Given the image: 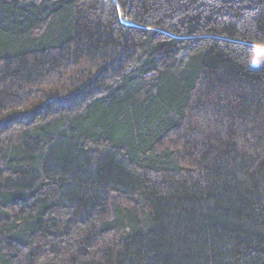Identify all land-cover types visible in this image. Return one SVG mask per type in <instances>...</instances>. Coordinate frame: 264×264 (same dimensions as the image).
<instances>
[{"label": "trees", "instance_id": "16d2710c", "mask_svg": "<svg viewBox=\"0 0 264 264\" xmlns=\"http://www.w3.org/2000/svg\"><path fill=\"white\" fill-rule=\"evenodd\" d=\"M264 0H0V264H264Z\"/></svg>", "mask_w": 264, "mask_h": 264}, {"label": "rangeland", "instance_id": "374dc122", "mask_svg": "<svg viewBox=\"0 0 264 264\" xmlns=\"http://www.w3.org/2000/svg\"><path fill=\"white\" fill-rule=\"evenodd\" d=\"M253 66H264V45H255V54L252 57Z\"/></svg>", "mask_w": 264, "mask_h": 264}]
</instances>
